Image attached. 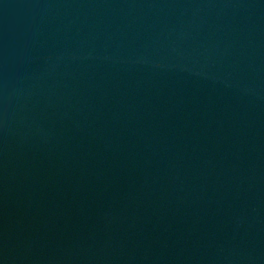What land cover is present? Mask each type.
I'll use <instances>...</instances> for the list:
<instances>
[{
	"label": "water",
	"instance_id": "95a60500",
	"mask_svg": "<svg viewBox=\"0 0 264 264\" xmlns=\"http://www.w3.org/2000/svg\"><path fill=\"white\" fill-rule=\"evenodd\" d=\"M0 264H264V0H0Z\"/></svg>",
	"mask_w": 264,
	"mask_h": 264
}]
</instances>
